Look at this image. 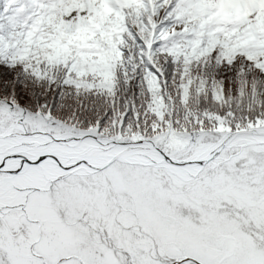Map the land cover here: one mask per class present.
Masks as SVG:
<instances>
[{"label": "snow or ice", "instance_id": "1", "mask_svg": "<svg viewBox=\"0 0 264 264\" xmlns=\"http://www.w3.org/2000/svg\"><path fill=\"white\" fill-rule=\"evenodd\" d=\"M0 264H264V0H0Z\"/></svg>", "mask_w": 264, "mask_h": 264}]
</instances>
